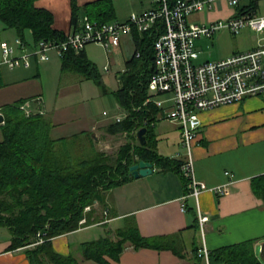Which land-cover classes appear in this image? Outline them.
<instances>
[{
  "label": "trees",
  "instance_id": "1",
  "mask_svg": "<svg viewBox=\"0 0 264 264\" xmlns=\"http://www.w3.org/2000/svg\"><path fill=\"white\" fill-rule=\"evenodd\" d=\"M35 0H0V24L3 30H13L16 37L31 47L39 41L60 42L65 34L53 28V16L34 6ZM175 0H170L173 2ZM260 0H249L238 7V15L245 12L255 14ZM73 30L77 26L75 0H70ZM95 8L85 6V16L91 20L110 22L113 20L109 5L97 2ZM161 31L158 28L133 35L134 54L125 63L119 87L112 92L119 108L126 115L103 130L108 135H124L125 142L114 157L93 151L82 156L74 149L75 143L85 136L90 146V133L80 132L67 138L52 136L54 124L40 112L26 113L27 99L0 108L3 124H0V226L11 235L9 250L25 249L30 264H79L74 254L67 256L56 252L52 239L79 230L91 224V207L101 202L103 194L133 179L130 166L144 160L161 170H172L184 180V193H188L183 178L181 160L163 156L158 152L155 134L157 110L147 99L148 80L153 72V44ZM29 34L30 39L27 37ZM139 53V57H136ZM61 71L75 73L84 80H92L100 86L101 76L97 67L86 57L84 51L65 52L61 57ZM3 67H0V88L5 86ZM145 128V144L138 139V132ZM254 195L264 202V174L251 179ZM186 211L193 219V228L198 232L195 206L185 203ZM84 223H80L81 220ZM109 234V233H107ZM110 235L80 245L84 260L109 264L105 258L118 261L127 246L134 249L169 250L183 257L182 248L173 237H144L138 226L127 224ZM256 241L249 240L220 247L209 253L211 264H263L256 254ZM198 247H193L197 259Z\"/></svg>",
  "mask_w": 264,
  "mask_h": 264
},
{
  "label": "crops",
  "instance_id": "2",
  "mask_svg": "<svg viewBox=\"0 0 264 264\" xmlns=\"http://www.w3.org/2000/svg\"><path fill=\"white\" fill-rule=\"evenodd\" d=\"M97 2L109 5L113 15L112 21L119 22L127 21L131 14H141L152 8L151 0H75L79 9L76 29L86 14L85 6L87 9L90 6L100 7L101 5H96ZM34 6L52 14L55 30L63 34L73 31L70 0H35ZM234 12L235 10L222 0L216 2L214 8L207 12L204 21L226 19L234 15ZM9 31L3 30L0 24V43L12 42ZM200 40L202 39L195 42L198 49ZM125 45L134 48L133 38H122L120 49L114 53L121 52ZM86 48L83 51L91 61ZM234 53L236 52L232 54ZM52 54L51 60L46 62L32 60L28 68L7 71L2 69L5 86L0 88V108L20 99H27L25 107L28 111L43 113L54 124L53 137L70 138L80 132H86L95 140L96 129L104 132L103 129L113 123L115 117L123 118L126 112L119 108L123 114L96 122L91 119L87 108L79 112L74 109L69 111V116L63 117V110L68 111V106L64 108L55 103L46 104L44 80H47L49 73L61 70L60 58ZM199 58L200 55L197 63L207 62H199ZM103 116H108V113ZM198 116L200 126L193 142L192 156L195 178L202 190L198 197V207L201 213L209 218L205 226V245L210 252L220 247L254 240L257 256L261 260V249V257L264 259V202L254 195L251 187V179L264 174V95L202 111ZM162 122L166 120L156 121L154 124L158 152L163 156L171 155L168 157L180 159L183 148L178 125L168 121L172 129L162 130ZM69 128L71 131H68ZM61 129H65L70 135H58ZM169 145L172 148L167 149ZM184 184L178 173L161 170L153 164V171L149 176L133 178L104 193L102 201H96L86 211L91 212L92 223L52 239V246L61 255L74 254L79 264H99L93 260L82 259L80 245L107 235L114 239L113 233L124 228L129 220V223L138 226L140 234L144 237H173L182 248L183 257H178L169 250L134 249L127 244L118 261L105 258L109 264H195L197 259L192 250L193 247L201 246L202 236L199 229L196 233L190 228L194 223L187 211L180 210L182 198L185 196ZM217 187H221L223 192H214ZM184 202L195 206L192 198L188 197ZM96 228L101 236L90 238L91 236L83 234ZM10 244L9 231L0 226V264H30L25 253V249L30 247L9 250Z\"/></svg>",
  "mask_w": 264,
  "mask_h": 264
},
{
  "label": "built area",
  "instance_id": "3",
  "mask_svg": "<svg viewBox=\"0 0 264 264\" xmlns=\"http://www.w3.org/2000/svg\"><path fill=\"white\" fill-rule=\"evenodd\" d=\"M219 1L222 0H151V9L131 14L125 22H102L84 16L79 28L66 33L60 42L39 41L31 47L16 38L13 44L0 43V67L15 70L30 67L32 60L49 61L52 53L59 58L68 51L79 53L89 44L100 45L105 51L114 53L120 49L121 39L126 36L133 38L135 33L142 34L157 28L161 31L153 44V72L148 80L144 105L150 104L157 110L155 121L166 120L178 125L184 150L180 157V171L188 190L182 198L180 210L186 211V198L194 199L202 236V244L197 250L201 264L211 263L204 241L209 218L198 207L202 190L195 178L192 156L193 142L200 126L198 114L239 103L248 97L264 95V44L260 42L252 49L226 58L197 63L201 53L195 44L197 39L210 38L224 30L231 35H237L243 29L264 32V16L245 12L247 9L240 15L236 13V9L249 0H224L235 10L234 15L226 19L200 23L190 21L192 15L211 11ZM104 70L108 71V65L104 66ZM24 109L29 113L25 106ZM102 114L107 115V112ZM121 119L115 117L114 122ZM213 191L223 192L221 187ZM89 209L90 206L85 211ZM84 222V219L80 221Z\"/></svg>",
  "mask_w": 264,
  "mask_h": 264
},
{
  "label": "rangeland",
  "instance_id": "4",
  "mask_svg": "<svg viewBox=\"0 0 264 264\" xmlns=\"http://www.w3.org/2000/svg\"><path fill=\"white\" fill-rule=\"evenodd\" d=\"M256 14L264 15V0L259 1ZM206 15L207 12L196 13V15L190 17V21L200 23L206 19ZM9 32L11 33L12 38L10 41H12L11 44H13L17 37L13 30H10ZM27 37L30 39L29 34H27ZM200 39L202 40H200V43L198 44L199 50L201 51L199 62L217 61L230 56L233 52L246 51L252 47H256L258 42L264 44V32L256 33L250 29H243L237 35H231L224 30L215 33L210 38L202 37ZM86 47L92 63L97 67L101 76L102 85L98 86L92 80H84L81 76L75 73H63L61 70L53 74L49 73L46 76L47 80H44L45 103H55L64 108L68 106V111L63 110V117L69 116L71 114L69 111H74V109L79 112L81 109L83 110L87 108L91 119L96 122H101L109 116L123 114V111H120L112 92L120 85L118 76L123 73L125 63L133 57L134 48L125 45L121 52L111 53L105 51L97 44H89ZM17 55L20 56L21 53L18 52ZM52 56L53 54L50 56V60ZM106 65H108V71L104 70V66ZM4 71H7V69L4 68ZM104 111L108 113V116L102 115ZM162 123L163 126H161L160 129H172V127L169 126L170 122L168 123V121H166ZM69 130L71 131L70 128L68 131ZM68 131L61 129L62 133L59 131L58 135L69 136L70 134L67 133ZM95 133L96 137L95 140H93L94 144H91L92 147L90 146L89 140L86 138H81L75 143L74 149L78 154L87 156L89 155L88 153H90L91 148H93V151L95 150L109 155L110 157H114L119 147L125 142V137L121 134L112 136L106 134L100 129H96ZM170 148L172 147L169 145V148L167 149ZM161 151L164 152L163 149H161ZM99 232V229L96 228L89 229L83 234L91 236L90 238H94L95 236H101V233ZM259 255L264 264V259L261 257V249L259 250Z\"/></svg>",
  "mask_w": 264,
  "mask_h": 264
},
{
  "label": "water",
  "instance_id": "5",
  "mask_svg": "<svg viewBox=\"0 0 264 264\" xmlns=\"http://www.w3.org/2000/svg\"><path fill=\"white\" fill-rule=\"evenodd\" d=\"M121 78V75L118 76V79ZM4 118L3 115L0 114V124H3ZM146 132L145 128H142L138 132V139L140 140L141 144H145L144 134ZM129 171L133 178H140L146 177L152 174L153 171V164L144 160H140L138 163L130 166Z\"/></svg>",
  "mask_w": 264,
  "mask_h": 264
}]
</instances>
